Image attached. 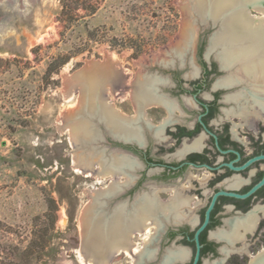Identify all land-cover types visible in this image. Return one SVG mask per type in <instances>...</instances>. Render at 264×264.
<instances>
[{"label": "rangeland", "instance_id": "obj_1", "mask_svg": "<svg viewBox=\"0 0 264 264\" xmlns=\"http://www.w3.org/2000/svg\"><path fill=\"white\" fill-rule=\"evenodd\" d=\"M184 2L0 0V264H89L84 213L113 177L87 176L76 163L80 150L70 122L83 106L76 76L118 74L117 85L103 86L106 104L133 113L131 84L143 63L164 58L179 40ZM197 25L189 56L222 51L210 49L219 24ZM103 144L109 146L108 140ZM127 180L125 174L119 178ZM145 233H135V247L114 253L108 264H135Z\"/></svg>", "mask_w": 264, "mask_h": 264}, {"label": "flooded vegetation", "instance_id": "obj_2", "mask_svg": "<svg viewBox=\"0 0 264 264\" xmlns=\"http://www.w3.org/2000/svg\"><path fill=\"white\" fill-rule=\"evenodd\" d=\"M142 66L130 88L133 113L122 114L110 105L121 118L137 117L142 138L127 140L111 133L104 137L105 126L99 125L103 137L96 141V149L137 162L136 169L128 172L133 180L109 200L107 208L126 193L129 197L122 201L128 208L142 196H153L160 203L175 194L180 197V218L166 217L161 210L154 213L162 226L149 244L155 252L149 264L157 259L161 264L177 248L188 252L185 259L175 260L177 264H192L196 232L209 210L208 223L199 234L198 264H247L246 256L249 263L253 258L258 263L264 255V184L250 191L264 179V91L258 90L264 81L247 80L238 63L222 67L214 52L200 51L197 57L188 52L184 59L160 58ZM142 74L155 81L150 100L137 108L132 90ZM107 140L109 146L103 144ZM252 214L258 220L247 231L243 222ZM229 235L235 238L230 240ZM166 242L173 243L166 248Z\"/></svg>", "mask_w": 264, "mask_h": 264}, {"label": "bare ground", "instance_id": "obj_3", "mask_svg": "<svg viewBox=\"0 0 264 264\" xmlns=\"http://www.w3.org/2000/svg\"><path fill=\"white\" fill-rule=\"evenodd\" d=\"M251 7L259 10L261 15L255 16L250 13ZM182 8L184 24L179 40L166 51L164 58L184 59L189 49L196 43L198 20L203 23L212 21L213 24H219V29L211 37L210 49L213 51L217 46L221 47L222 51L217 52L216 56L222 67L238 63L247 80L251 79L256 83L264 81V0H185ZM192 73L197 71L193 70ZM110 74L104 71L97 75L95 72H81L76 76L82 90L83 106L79 110L78 118L75 117L70 122L71 140L77 150H80L76 156L77 165H82L80 167L87 176L95 173L100 178L107 175L113 177L110 186L96 192L94 201L84 213L85 253H88L86 262L108 264L111 254L129 253L135 247L132 241L133 234L136 231H145V245L139 251L136 249L138 252L135 264H139L155 256L154 250L148 248L156 238L151 228L155 226L158 232L162 223L154 219L157 217L154 213L161 210L166 217L173 214L178 219L182 216L183 207L180 197L175 194L167 203L157 202L153 196L147 195L137 199L132 208H128L127 202H119L110 210L107 208L109 200L121 193L133 180L132 177H128L129 180L124 183L119 182L122 175L129 176V169H135L137 162L126 155L114 153L106 155L102 149H96L94 142L103 137L98 124L102 123L109 133L122 139L140 140L143 135L137 117L121 118L119 114L112 112L110 105L106 104L103 86L107 84L114 87L120 80L118 74L112 76ZM154 81L151 76L145 77L143 74L135 80L132 99L137 108L152 97ZM258 90L263 92L264 88L260 87ZM256 219L253 214L246 218L243 226L247 231L255 228ZM227 238L232 240L235 237L229 235ZM187 253L183 248L171 250L163 257L161 264H172L177 259L183 260ZM261 258L258 263L257 258H253L250 264H264V255Z\"/></svg>", "mask_w": 264, "mask_h": 264}, {"label": "water", "instance_id": "obj_4", "mask_svg": "<svg viewBox=\"0 0 264 264\" xmlns=\"http://www.w3.org/2000/svg\"><path fill=\"white\" fill-rule=\"evenodd\" d=\"M103 132H104V137H107V135H110L109 131H107V129L105 127L102 128ZM94 145L96 147V142H94ZM262 184H264V179L257 185L255 186L250 192H253L254 190H256L258 187H260ZM209 214H210V210L208 211L207 213V219L205 221V223L197 230L196 232V241H197V252H196V255H195V258H194V261L192 264H198L199 260H200V250H201V244L199 242V234L200 232L206 227L207 223H208V220H209ZM111 257L114 256V254H111L110 255ZM110 257V258H111ZM154 259H151V260H148V261H145V262H140L139 264H149L153 261ZM179 261H175V262H172V264H177ZM251 263V261H250ZM249 263V264H250Z\"/></svg>", "mask_w": 264, "mask_h": 264}]
</instances>
